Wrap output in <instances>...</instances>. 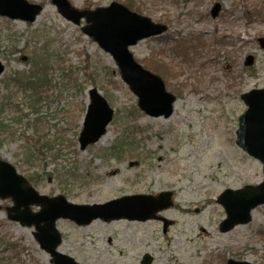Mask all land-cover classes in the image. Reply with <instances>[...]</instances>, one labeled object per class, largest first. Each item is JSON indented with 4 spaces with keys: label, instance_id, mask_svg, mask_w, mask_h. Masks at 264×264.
I'll return each mask as SVG.
<instances>
[{
    "label": "rangeland",
    "instance_id": "1",
    "mask_svg": "<svg viewBox=\"0 0 264 264\" xmlns=\"http://www.w3.org/2000/svg\"><path fill=\"white\" fill-rule=\"evenodd\" d=\"M28 1L43 5L33 23L0 16V120L20 117L10 131L0 132V158L38 193L63 195L74 204L173 193L174 204L158 213L172 221L165 232L156 219L77 225L60 218L58 250L79 264H139L144 253L152 264H225L229 258L264 264V205L253 209L248 223L220 232L225 212L216 202L225 188L263 177L261 164L236 145L235 131L246 108L240 94L264 88V48L257 41L264 36V0H68L77 9L116 1L166 24L163 34L130 51L176 96L167 118L138 109L110 56L63 19L50 0ZM214 3L220 11L212 17ZM45 50L55 64L49 73L57 80L55 69L64 67L75 80L45 91L39 111L46 116L47 138L38 140L42 129L34 135L33 115L24 104L29 92L15 84L7 88L5 81L29 74L32 57ZM92 86L107 98L114 117L106 133L81 150L74 139ZM49 138L51 150L40 149ZM11 204L0 199V264H50L32 227L6 218L4 208Z\"/></svg>",
    "mask_w": 264,
    "mask_h": 264
},
{
    "label": "water",
    "instance_id": "2",
    "mask_svg": "<svg viewBox=\"0 0 264 264\" xmlns=\"http://www.w3.org/2000/svg\"><path fill=\"white\" fill-rule=\"evenodd\" d=\"M57 12L66 20L80 25L82 33L91 37L97 45L108 53L115 62L122 81L137 96V106L147 115L168 117L173 110L175 96L167 92L162 79L143 68L133 58L129 46L138 41L160 35L166 26L152 22L148 17L130 11L118 2L108 6H99L93 10H79L70 5L68 0H51ZM220 5L215 3L210 10L212 17L218 14ZM42 10L37 3L27 0H0V16L13 20L32 23ZM264 48V36L258 38ZM252 57L246 58L251 64ZM3 66L0 63V73ZM89 102L83 117L82 129L78 136L81 150L93 144L106 132V126L112 119L113 109L97 88L88 91ZM246 105L238 117L236 144L249 156L262 164L263 179L256 185H244L238 189H225L216 201L226 217L220 222L219 230L228 231L239 224H246L251 219V211L264 204V89H251L240 95ZM0 198H10L12 205L5 207L7 219L18 222L21 226L33 227L32 236L38 246L49 255L51 264H79L73 257L57 250L61 243V234L56 228V220L69 219L78 225H86L92 220L111 221L125 218L128 220L161 219L163 231L171 223L156 215L159 210L171 204V192L157 195L132 194L114 198L100 204H74L64 196L49 197L40 195L18 174L7 161L0 159ZM32 207H37L33 210ZM148 253L142 255L139 264H151ZM227 264H251L246 261L228 259Z\"/></svg>",
    "mask_w": 264,
    "mask_h": 264
},
{
    "label": "trees",
    "instance_id": "3",
    "mask_svg": "<svg viewBox=\"0 0 264 264\" xmlns=\"http://www.w3.org/2000/svg\"><path fill=\"white\" fill-rule=\"evenodd\" d=\"M47 52L48 51L45 50L44 54L40 53L32 57L31 62H32L33 70L29 74H26V75L22 74L19 76L16 75L15 77L5 81V82L8 81L7 86H6L7 88L10 84H15L18 86L19 92H27V93L29 92V94L25 95L24 97V102H25L24 104L26 108H28L31 111V114L33 115L34 135L37 136L39 130L42 129V135L40 136L38 135V138H37L38 140L47 138L46 137L47 135H45L46 131L43 127L44 124L46 123L45 122L46 116L41 115L39 111L40 103L46 100V97L44 95L46 93L45 91L48 88L54 87L56 83L57 84L64 83L63 80H69V81L75 80L71 74V70L65 69L64 67H58L57 69H55V72L57 74L59 72L57 80H56V76L53 73H49V71L53 69L55 64L51 62V57L48 56ZM53 82L54 84H52ZM65 83L67 84V82ZM1 111L2 109L0 108V114H1ZM83 111H84V107L82 109V113ZM59 112L60 114H63V111L59 110ZM19 121H20V117H12L6 123L4 122V120H0V132L10 131V125L11 124L13 125L14 123L17 124L19 123ZM48 129L50 130L51 128L48 127ZM49 139L50 141L46 139L44 143L42 142L43 145L40 146V149L51 150L50 145L52 142L51 140L52 138H49ZM38 140L34 142V145L38 143ZM119 145H121L120 142H119Z\"/></svg>",
    "mask_w": 264,
    "mask_h": 264
},
{
    "label": "bare ground",
    "instance_id": "4",
    "mask_svg": "<svg viewBox=\"0 0 264 264\" xmlns=\"http://www.w3.org/2000/svg\"><path fill=\"white\" fill-rule=\"evenodd\" d=\"M134 233L136 234V232H132V233H131V235L133 236V235H134Z\"/></svg>",
    "mask_w": 264,
    "mask_h": 264
}]
</instances>
